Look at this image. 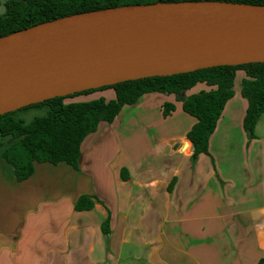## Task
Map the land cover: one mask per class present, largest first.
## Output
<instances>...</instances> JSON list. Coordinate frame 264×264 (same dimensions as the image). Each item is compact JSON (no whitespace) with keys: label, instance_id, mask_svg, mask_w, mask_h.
<instances>
[{"label":"crops","instance_id":"crops-1","mask_svg":"<svg viewBox=\"0 0 264 264\" xmlns=\"http://www.w3.org/2000/svg\"><path fill=\"white\" fill-rule=\"evenodd\" d=\"M244 79L238 70L209 155L193 158L197 120L176 95L151 92L83 140L76 168L35 162L16 180L0 164V264H264V112L249 140ZM99 98L115 93L67 102ZM83 196L92 207L76 210Z\"/></svg>","mask_w":264,"mask_h":264},{"label":"water","instance_id":"water-1","mask_svg":"<svg viewBox=\"0 0 264 264\" xmlns=\"http://www.w3.org/2000/svg\"><path fill=\"white\" fill-rule=\"evenodd\" d=\"M264 63V5H128L0 37V115L117 83Z\"/></svg>","mask_w":264,"mask_h":264},{"label":"trees","instance_id":"trees-1","mask_svg":"<svg viewBox=\"0 0 264 264\" xmlns=\"http://www.w3.org/2000/svg\"><path fill=\"white\" fill-rule=\"evenodd\" d=\"M186 1L264 5V0H13L6 3L7 10L0 15V37L73 14L128 5ZM43 12L44 15L41 14ZM238 70L246 75L241 85V95L248 102L243 127L247 138L251 140L255 138V126L264 112V63L225 65L170 76L125 81L55 97L2 114L0 164L16 180L28 178L33 172L35 162H65L76 168L83 140L94 133L100 123L113 122L125 105L134 104L142 95L151 92L176 95L182 102L184 112L197 120L187 133V139L194 148L193 158L199 154L209 155V137L215 130L225 104L233 96L232 87ZM198 83H205L214 89L184 95ZM107 89L114 91V99L67 102V99L79 95ZM32 108L43 109L44 114L35 116L28 122L17 117V111ZM173 109L172 104H164L163 116H168ZM91 207L92 203L85 196L79 198L75 206L76 210H88Z\"/></svg>","mask_w":264,"mask_h":264},{"label":"rangeland","instance_id":"rangeland-1","mask_svg":"<svg viewBox=\"0 0 264 264\" xmlns=\"http://www.w3.org/2000/svg\"><path fill=\"white\" fill-rule=\"evenodd\" d=\"M3 2H4V0H0V15H2L5 11ZM42 114H44V110L43 109H37V108L17 111V117L22 118L26 122L30 121L33 117L40 116Z\"/></svg>","mask_w":264,"mask_h":264},{"label":"flooded vegetation","instance_id":"flooded-vegetation-1","mask_svg":"<svg viewBox=\"0 0 264 264\" xmlns=\"http://www.w3.org/2000/svg\"><path fill=\"white\" fill-rule=\"evenodd\" d=\"M10 1H13V0H4V2H3V5H4V8H5V11H4V13L6 12V10H7V5H6V3H8V2H10ZM49 1H51V2H58V1H63V0H49ZM35 7V6H34ZM40 7V6H39ZM41 11H43L42 9H41ZM3 13V14H4ZM2 14V15H3ZM42 15H44L45 13L43 12V13H41Z\"/></svg>","mask_w":264,"mask_h":264}]
</instances>
